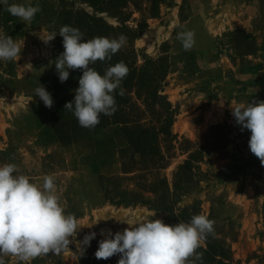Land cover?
<instances>
[{"label":"rangeland","instance_id":"obj_1","mask_svg":"<svg viewBox=\"0 0 264 264\" xmlns=\"http://www.w3.org/2000/svg\"><path fill=\"white\" fill-rule=\"evenodd\" d=\"M25 2L42 10L30 24L16 17L20 57L0 61V166L17 165L14 175L38 186L53 176L65 213L79 225L68 250L31 264H80V255L98 249L108 230L129 227L121 221L169 225L165 204L174 213L187 207L213 220V237L229 247L231 264H264V166L250 152L251 132L232 115L239 104L264 101V0H164L155 17L151 0L117 8L104 1L93 7L85 0H8ZM139 22L143 30L135 34ZM65 25L78 28L85 40L127 37L111 61L90 65L97 72L123 61L129 70L145 65L157 75L158 93L174 110L171 134L157 135V154L127 149L121 122L158 128L165 117L158 112L161 100L151 112L122 82L118 110L101 114L92 129L65 109L83 74L70 69L67 81L59 80L55 64L64 51L59 31ZM189 30L195 43L185 51L177 33ZM4 33L1 27L0 37ZM40 85L51 94V108L35 96ZM191 153L193 181L176 193L175 173ZM92 232L90 246H83Z\"/></svg>","mask_w":264,"mask_h":264},{"label":"clouds","instance_id":"obj_2","mask_svg":"<svg viewBox=\"0 0 264 264\" xmlns=\"http://www.w3.org/2000/svg\"><path fill=\"white\" fill-rule=\"evenodd\" d=\"M0 4L12 16L29 24L42 10L39 4L9 5L8 0H0ZM59 35L63 37L64 48L55 64L60 82L67 81L70 69L83 73L74 100L64 107L72 112L81 127L92 129L100 123L101 114L111 117L118 110L115 95L124 96L121 84L129 69L121 61L101 75L90 65L111 61L126 45L127 37L121 34L118 39L85 40L84 33L67 25L61 27ZM177 40L189 51L195 43L194 33L181 31L177 33ZM20 54V46L12 37H0V61H13ZM35 94L45 107L53 106L51 94L42 85L35 89ZM232 115L242 131L251 132L250 152L264 166V101L239 104L232 108ZM14 173H19L17 165L0 166V264H7L6 257L15 258L18 264H31L38 257L68 250L70 238L76 236L79 225L73 214L65 213L54 177L44 176L42 186H38L26 175ZM121 222L129 227L114 234L108 230L94 254L97 260L119 255L117 264H196L197 261L203 264V252L198 249L209 235H214L215 224L203 214L193 215L188 223L175 225H167L160 219ZM95 236V232L85 235L81 244L90 246Z\"/></svg>","mask_w":264,"mask_h":264},{"label":"trees","instance_id":"obj_3","mask_svg":"<svg viewBox=\"0 0 264 264\" xmlns=\"http://www.w3.org/2000/svg\"><path fill=\"white\" fill-rule=\"evenodd\" d=\"M93 7L98 4V2H105L106 4L110 3L114 7H121L127 3H132L134 0H85ZM150 1V0H149ZM164 0H151L152 7L150 8V14L152 17L156 16L157 7ZM31 4L35 6L36 2L26 3L25 5ZM37 17V15H35ZM17 18L10 15L5 10V6L0 4V28L4 30L5 36H10L14 38L16 35L20 34L19 28L17 27ZM144 23L139 22L137 28L132 30L135 34L137 31L143 30ZM150 62L147 61V64ZM107 70L106 67H103L98 72L103 75ZM157 75L149 73V69L144 65L140 68V71L131 68L128 75L123 79V83L128 86L129 89H134L135 94L139 98H143L145 107L151 112L154 110V105L161 100L160 110L164 114V118L160 121L158 128L144 127L137 124H127L121 122L122 131L127 143V149L141 155H153L158 152V139L157 135L162 134L163 136H169L170 125L172 123V116L174 110L171 109V105L166 101L165 95H160L158 93V80L156 79ZM153 83V84H152ZM117 93L119 89L116 90ZM118 95V94H117ZM115 95V97L117 96ZM117 104H121V99L116 100ZM198 153V152H196ZM196 153H191L189 157L183 162V164L178 166V170L175 173V178L173 181V190L176 193L184 192L188 186L192 183V177L194 173L192 172V161L191 159L195 156ZM174 195V194H173ZM165 210L168 213L169 225H175L179 222L188 223L191 220L193 215H197L195 212L188 213L187 207H183L174 213L173 205L165 204ZM96 249L89 251H84L83 255H80L79 262L80 264H117L119 260L116 257H111L107 260H97L95 257ZM198 251L203 252V264H231L230 262V251L229 247L225 244L224 241L216 239L213 235H209L205 240V245H201ZM41 257H38L33 260L37 261ZM196 264H200L199 261Z\"/></svg>","mask_w":264,"mask_h":264}]
</instances>
